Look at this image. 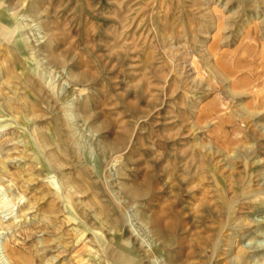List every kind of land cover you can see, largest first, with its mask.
Here are the masks:
<instances>
[{
    "label": "rangeland",
    "instance_id": "1",
    "mask_svg": "<svg viewBox=\"0 0 264 264\" xmlns=\"http://www.w3.org/2000/svg\"><path fill=\"white\" fill-rule=\"evenodd\" d=\"M251 257L264 0H0V264Z\"/></svg>",
    "mask_w": 264,
    "mask_h": 264
},
{
    "label": "bare ground",
    "instance_id": "2",
    "mask_svg": "<svg viewBox=\"0 0 264 264\" xmlns=\"http://www.w3.org/2000/svg\"><path fill=\"white\" fill-rule=\"evenodd\" d=\"M70 106V105H69ZM69 114V113H68ZM66 116H68V115H66ZM68 120H69V118H68ZM71 129V133H75V128H73V127H71L70 128ZM71 137V136H70ZM75 144V143H74ZM138 190V189H137ZM143 192V191H142ZM250 192V191H249ZM252 193V192H251ZM254 193V192H253ZM252 193V194H253ZM126 194H127V196H128V198L129 199H131V200H135L136 198H137V196H138V193L137 192H135V191H131V190H127L126 189ZM242 195V194H241ZM249 195V194H248ZM247 196V195H246ZM233 204V203H232ZM235 204H236V202H235ZM233 207V206H232ZM236 207H237V205H236ZM234 210V209H233ZM160 212V211H159ZM157 213V212H156ZM127 216V215H126ZM127 218V217H126ZM125 219V218H124ZM127 220V219H126ZM129 221V220H128ZM254 223H258L257 221H254ZM152 225V224H151ZM228 246V245H227ZM226 246V247H227ZM169 247H170V245H169ZM230 247H231V245H230ZM155 249V248H154ZM232 249V248H231ZM228 250H229V246H228ZM225 253L227 252V250H225L224 251ZM230 252H232V251H230ZM232 255V254H231ZM221 257V256H220ZM232 257V256H231ZM222 258V257H221ZM236 256H233V258H232V261L234 262V260L236 261ZM231 259V258H230ZM222 260V259H221ZM251 262H252V264L253 263H255V259H253V257H251ZM154 261H156L155 259H154ZM10 264V263H9ZM168 264H176V263H173V262H171V261H169V263Z\"/></svg>",
    "mask_w": 264,
    "mask_h": 264
}]
</instances>
